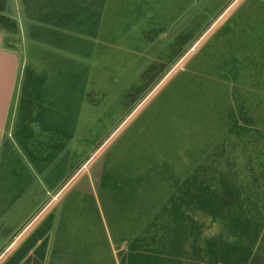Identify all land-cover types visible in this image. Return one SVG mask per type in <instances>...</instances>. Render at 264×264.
Returning a JSON list of instances; mask_svg holds the SVG:
<instances>
[{
  "label": "rangeland",
  "instance_id": "1",
  "mask_svg": "<svg viewBox=\"0 0 264 264\" xmlns=\"http://www.w3.org/2000/svg\"><path fill=\"white\" fill-rule=\"evenodd\" d=\"M0 28L21 57L0 264H144L176 202L224 232L185 183L264 163V0H0Z\"/></svg>",
  "mask_w": 264,
  "mask_h": 264
},
{
  "label": "trees",
  "instance_id": "2",
  "mask_svg": "<svg viewBox=\"0 0 264 264\" xmlns=\"http://www.w3.org/2000/svg\"><path fill=\"white\" fill-rule=\"evenodd\" d=\"M0 31L6 30L0 28ZM7 37L13 38L9 34ZM236 124L232 132L241 133L240 141L254 134V130L246 129V123ZM257 158L260 164L256 161L258 166H255L251 160L249 177L240 182L237 176L217 175V172L189 177L184 191L185 200L190 198L188 205L201 208L213 219H220L224 232L204 237L201 223L185 218L186 205L175 201L177 204H172V210L176 216L172 221L163 224L158 220L165 228L160 239L153 236V242H159L158 245L150 248L147 254L141 253L144 264H165L178 245L186 248L187 264H264V163ZM170 207L166 206L163 217ZM142 239H136L141 247L144 245Z\"/></svg>",
  "mask_w": 264,
  "mask_h": 264
},
{
  "label": "crops",
  "instance_id": "3",
  "mask_svg": "<svg viewBox=\"0 0 264 264\" xmlns=\"http://www.w3.org/2000/svg\"><path fill=\"white\" fill-rule=\"evenodd\" d=\"M0 53L4 54V58L7 62L6 65H2L0 69L4 73H10V80L6 81V77L0 81V154L2 145L8 140L6 135L8 129H11V121L16 112V104L18 101L19 91L17 89L19 85L18 75L21 66L20 52L11 47V42L7 37V33L0 31ZM9 61V63H8ZM5 67V68H4ZM3 76H5L2 73Z\"/></svg>",
  "mask_w": 264,
  "mask_h": 264
}]
</instances>
